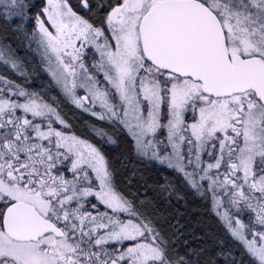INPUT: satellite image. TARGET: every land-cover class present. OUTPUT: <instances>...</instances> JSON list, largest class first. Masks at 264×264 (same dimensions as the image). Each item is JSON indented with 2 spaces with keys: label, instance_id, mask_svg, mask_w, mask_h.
Here are the masks:
<instances>
[{
  "label": "rangeland",
  "instance_id": "374dc122",
  "mask_svg": "<svg viewBox=\"0 0 264 264\" xmlns=\"http://www.w3.org/2000/svg\"><path fill=\"white\" fill-rule=\"evenodd\" d=\"M0 1L12 8H19L24 3V0ZM207 1L211 9L219 12L223 17L225 29L227 28V33L228 30L230 32L228 38L233 42V52L237 53L241 49L245 53L264 55V0ZM136 18L131 19L133 26L130 29L119 33L117 37L115 33L112 34L108 42H101L95 50H92L91 60L114 72V75H109L118 92L109 97L98 96L94 89L90 90L91 96L89 89L84 90L85 93L78 89L74 78L76 76H73L69 67L74 65L71 64L72 59L79 57L61 56L60 52L51 47L46 48L42 41L36 40V48H38L35 51L36 55L38 52L42 61V56L48 54L52 57L48 68L39 67L40 73L46 81H50V76L52 77L45 73L46 70L54 74L57 87H60V91H65L67 101L65 100L64 105L57 99V95L44 96L41 92L42 85L35 84L29 79L30 71L27 68H21L12 60L11 63L8 56L4 55L0 44V72H3L2 75L0 74V146L2 147L0 193L4 192L12 200L34 202L47 212L51 204L47 198L38 194L37 184L35 186L33 182L24 180L20 187L15 188L11 183L12 171L28 170L29 173L35 169L34 165L46 164V161L57 153L56 150H59L64 154V159L69 161L65 168L75 171V174L80 176L70 181L76 192L66 199L72 204L68 205L67 212L77 218L84 217L86 220L84 225L92 223L88 224L90 229L86 230L95 232L100 226H108L110 223L115 225L114 228L104 230L103 235L100 233L102 235L100 238L99 234L98 246L112 242L115 243L113 252H119L121 243H130L127 246L129 264H186L184 259H169L166 254L168 249L162 243L156 242L151 226L145 227V242L136 241L140 232L136 226L137 220L131 219L126 213L128 211L131 214L130 209L135 211V208L128 206L124 211L126 207L124 202L132 203V195L125 191L124 193L117 191L125 199L121 201L111 187L112 177L110 179L105 175L106 166L98 153L100 150L77 136L86 131L82 123L86 121L83 115H87L114 126L113 128L121 130L124 128L133 138L138 157L144 159L148 165L162 166L166 171L175 172L178 177L179 174H183L189 182L197 184L196 188L200 194L201 182L207 181V192L209 191L207 209L215 222L224 227L227 238L236 247L239 244L246 250L249 264H264V223L259 224L251 217L249 221L244 218L243 221L239 219V209L233 204L234 197L223 199V194L220 195V192L230 190L229 185H225L216 174L217 165L212 162L206 163L202 157L204 153L206 155L208 144L212 141L211 136L214 129L216 130L215 124L210 123L209 120L212 119V115H217L215 119L224 122L225 116L218 107L198 105L197 119L190 126H186V110L188 107H196L195 99L199 94V85L193 81H185L182 86L172 85L170 94L166 92L165 98L167 104L171 101L169 107L165 104L158 105L160 102L158 81L145 70L142 71L143 65L140 62L142 58L139 55L135 33ZM33 27L38 34L39 38H37L41 40L43 35L37 16L34 18ZM62 57H66L67 61ZM116 73L120 75L116 76ZM58 104L66 107L61 109ZM95 106L104 108L107 116H103L104 112H98ZM162 106L166 107L167 113L163 114ZM66 113L73 116L78 114L82 117H71L72 119L67 121ZM31 122L37 125L31 126ZM87 130L102 140L103 149L110 147V143L104 139L108 134L103 128L99 129L91 125ZM108 137L115 142L114 138ZM43 146L48 148H42ZM52 148L56 150L49 152ZM7 155L10 158L4 160ZM240 156L242 157V154ZM7 162L12 164V169L3 171L5 168L2 169L1 164ZM58 165L54 164L56 168L59 167ZM61 169L58 168L57 171ZM29 188H33L34 191L29 192ZM49 195H52V192H49ZM1 199L4 198L0 195ZM93 203L100 209L96 207L93 209L89 205ZM80 212H83L82 217L78 216ZM92 213L95 217H91ZM145 215L153 219L151 214ZM73 235H75L74 231ZM58 243L68 250L69 243ZM16 244L0 231V264H12V259L15 261L14 264H45L39 261L43 255L40 253L36 257L33 255V252L38 251L25 249ZM47 244L51 245L53 241H48ZM22 254L25 256V259L21 257L23 262L18 259ZM109 256L123 259L118 257V254ZM47 261L48 264L51 262Z\"/></svg>",
  "mask_w": 264,
  "mask_h": 264
},
{
  "label": "flooded vegetation",
  "instance_id": "af4514ba",
  "mask_svg": "<svg viewBox=\"0 0 264 264\" xmlns=\"http://www.w3.org/2000/svg\"><path fill=\"white\" fill-rule=\"evenodd\" d=\"M156 1L159 0H41L39 7L34 11L33 18L37 16L40 31L42 32L41 35L43 36H41V40H39L37 34L30 38V41H34L33 45L37 44L36 40L42 41L46 48H53L60 52L61 56L70 55L79 57V59H72L71 64L74 65L69 67L73 76H76L74 78L75 82H77L78 89L80 88L82 92L89 89L88 92L90 96L92 95L90 90L94 89L98 96L104 95L109 97L111 94L114 95V93L118 92L110 78V75H114V72L108 70L106 67H102L98 62L91 60L92 50H95V47L101 42H108V38L110 36L112 37V34L115 33L117 37L119 33L130 29L133 26L131 19H135L136 17L135 33L137 47L138 50H140V25L143 18L151 10ZM200 1L207 4L206 0ZM216 14L224 26L223 17L219 13ZM228 46L232 57L254 56V54L245 53L241 49L234 54L232 53L230 42ZM42 58L43 61H37V64L48 68L50 62H52V57L47 54L46 56H42ZM140 58H143L140 61L143 65L142 71L145 70L149 75L154 77L161 88V90L158 88L160 99L158 105L161 106L165 104L169 107L171 101L167 104L165 98L167 94H170L172 85L182 86L185 84L186 79L155 68L144 60L145 57L143 53H141ZM62 59L66 60V57H62ZM64 64L66 67V62H64ZM107 66L109 67V64ZM45 73L49 76L52 75V77L50 76V81L45 80L44 85H49L52 88L55 87L52 92L54 95H57V99L61 100L59 96L66 95L64 93L65 91H60V87H57L54 74L47 70ZM117 75L120 74L116 73V76ZM195 104L197 108L188 107L186 110V126H190L197 119L198 105L201 107H218L222 111V115L225 116L224 122L217 121L215 119L217 115H212V119L209 120L210 123L215 124L216 130L214 129L213 131L211 136L212 141L208 144L206 155L205 153L202 155L206 163L212 162L217 165L216 174L222 179L225 185H229L230 190H224L220 192V195L223 194V199H230V197L233 199L234 197L233 204L239 209L240 220L243 221L242 218H244L249 221V217H251L259 224L264 223V105L252 92L223 99H216L199 93L196 96ZM58 105L61 109L66 107L60 104ZM95 107L98 112H104L103 116H107L104 108ZM194 109L196 110L195 113ZM162 111L163 114L167 113L166 107L163 108L162 106ZM68 115L69 114L66 113L65 119L70 121L72 118ZM83 117L86 118L84 122L88 121L92 125L99 126L98 128H103V131L107 130L108 136L112 137V139L114 138L115 130H119V128H113L114 126L105 123L103 125L101 121L94 117L87 115H83ZM88 127L89 126H86V131L84 133L78 134L77 136L93 148L100 150V152H97L100 154L106 166L105 175L107 178L109 177L111 179L113 171L110 169L109 159L102 151L101 145H98V142H102V140L90 134L87 130ZM111 129L114 132L111 131ZM108 136L104 139L109 142L111 146L114 142H112ZM241 154L242 157L240 156ZM243 160L246 162L245 165ZM68 163L69 161L64 159L62 162L58 161L53 164L40 163L39 167H36L37 169H33V171L29 173L28 170H25V172L12 171L13 179H19V182L15 185L21 186L24 180L33 182V185L37 184L39 187L38 194L47 198L48 202L51 204L48 211L44 212L34 202L29 200L24 201L33 203L45 218L52 221L63 232L62 237L49 234L36 243H17L16 245L25 249L38 251L37 253L33 252V255L35 257L39 255V253L43 255L42 259L39 261L45 264H48L47 260L51 261L49 264H129L127 246L130 245V243H121V250L119 252H113L112 250L115 243L112 244V242H107L102 246H98L97 244L99 234L101 233L103 235L104 230L114 228L115 225L113 223L104 227L100 226L96 228L94 232L86 230L90 229L88 224L92 223L84 225L86 222L84 217L77 218L67 212L68 205L72 204L70 202L68 203L66 199L76 192V189L73 188V184L70 181H73L75 177H80L75 174V171H70L65 168ZM54 164H59L58 168H62L61 171H57L58 168H56ZM179 178L181 184L189 193L198 196L207 204L209 194V191L207 192V181L201 182L202 187L200 194L198 188H196V183L189 182V179L183 174H179ZM111 187L120 197L121 201L125 200L117 190L113 188L112 184ZM28 191L33 192L34 189L29 188ZM49 192H52V195H49ZM124 203L126 206L124 211L128 206L132 209L135 208V211L130 209L131 214L128 211H126V213L130 215L131 219L134 218L137 220L136 226L140 230L136 240L138 243L145 242V227L151 226L154 232L153 236L157 239L156 242L159 244H168V251L166 254L169 255L171 259H184V256L174 254L171 248L170 238L166 235V232L161 231L157 221L144 215L141 204L138 201L134 202L133 200L132 203L128 202L129 205L127 202ZM89 205L93 209L95 207L98 208L95 203ZM78 216L82 217L83 212H80ZM91 217H95V214L92 213ZM131 219H129V221H131ZM89 220L94 221L91 219ZM99 228L102 230H98ZM73 231L75 235H73ZM101 234L99 238L102 236ZM48 241H53V244L48 245ZM58 242L69 243L68 250L62 247ZM237 247L248 260L249 255L246 250L239 244ZM112 254H118V257L120 256L123 259L109 256ZM21 257L25 259V256L22 254L18 258L23 262L24 260ZM14 262L15 261L12 259V264H14ZM186 264L189 263L186 262Z\"/></svg>",
  "mask_w": 264,
  "mask_h": 264
},
{
  "label": "trees",
  "instance_id": "16d2710c",
  "mask_svg": "<svg viewBox=\"0 0 264 264\" xmlns=\"http://www.w3.org/2000/svg\"><path fill=\"white\" fill-rule=\"evenodd\" d=\"M40 3L41 0H24V3L19 8H12L3 3V1H0V44L2 45L4 55L8 56L7 58L11 63L13 61L23 69L24 67L27 68L30 71L29 79L35 82V84L42 85L41 92L44 96H53L52 91L54 88L44 85L45 78L39 70V67L41 69L42 66L37 64V61H41L38 52L37 55L35 53L38 50L36 48L37 45H33V42L30 41V38L37 35L33 27L34 18L32 16ZM11 63H9L10 66H12ZM0 74L2 75L3 72L1 71ZM60 98L64 104L67 96L60 95ZM68 116L74 118L79 115ZM87 122L82 123V125H85V129L86 126L90 127L92 125L90 122ZM35 124L37 125V123L31 122V126ZM43 127H45V124ZM114 139L115 142L107 149H103L101 141L98 142L105 156L109 159L110 169L113 171V188L118 192L124 193L125 191L133 194L132 198L143 205L155 221L165 227L170 233L171 231L175 233L176 245L171 246L175 255L184 256L185 258H183L189 264H218V258L212 252H214L213 248L222 246L223 244L226 253L224 255L226 264H249L245 255L227 238L225 233L226 237H223L226 239L223 241L224 238L217 229L214 223L215 220L207 207L200 201L192 198L189 194L183 195L179 192V185L182 188L184 186L175 172L166 171L162 166L147 165L148 168L139 164L138 159L140 157L136 153L133 138L124 128L123 130H115ZM1 148L0 146V151ZM42 148L48 147L43 146ZM55 150L52 148L49 152ZM56 151L57 153H54L55 155L51 157L52 159H48L46 164H53L59 160H64V154L59 150ZM5 158L9 159L10 156L7 155L3 159L6 160ZM1 166L2 169L3 167L5 168L3 171L9 168L12 169V164L7 165L6 163H2ZM34 167L37 169L36 167H39V165H35ZM17 182H19V179L11 180L12 185H15ZM160 191L165 194L161 195ZM3 193H0L4 198L0 200V231H2L4 210L12 202V199ZM169 196H171L170 200ZM185 240L190 242L191 253L183 255L180 243H183ZM226 241L231 243L234 249L233 247H228L229 245H226ZM218 261H221V259Z\"/></svg>",
  "mask_w": 264,
  "mask_h": 264
},
{
  "label": "water",
  "instance_id": "95a60500",
  "mask_svg": "<svg viewBox=\"0 0 264 264\" xmlns=\"http://www.w3.org/2000/svg\"><path fill=\"white\" fill-rule=\"evenodd\" d=\"M142 50L155 67L201 83L215 98L253 91L264 104V60L231 59L216 15L197 0L156 2L141 25ZM5 232L19 241H36L56 228L30 204L11 205L3 218Z\"/></svg>",
  "mask_w": 264,
  "mask_h": 264
},
{
  "label": "bare ground",
  "instance_id": "6f19581e",
  "mask_svg": "<svg viewBox=\"0 0 264 264\" xmlns=\"http://www.w3.org/2000/svg\"><path fill=\"white\" fill-rule=\"evenodd\" d=\"M1 14V13H0ZM10 46H12L11 44H10ZM138 159V158H137ZM139 161V164H141V165H143L144 167L146 166V167H148L149 165H148V163L147 162H145V161H142V160H140V159H138ZM148 165V166H147ZM149 168V167H148ZM150 170V169H149ZM151 171V170H150ZM180 186V193L181 194H189L192 198H194V199H196V200H198V201H200L202 204H204L206 207H207V205H206V202L204 201V200H202V199H200L198 196H195V195H193V194H191V193H189L188 191H186L184 188H182V186L181 185H179ZM131 194V193H130ZM160 194L161 195H163V194H165V193H163V192H161L160 191ZM132 196H133V194H131ZM171 199V196H169V200ZM133 200H134V198H133ZM134 202H137L136 200H134ZM172 202H173V200L171 201V204H172ZM141 209H142V211L144 212V215L146 214V213H149L147 210H146V208H144V206L143 205H141ZM150 214V213H149ZM146 216V215H145ZM152 218H153V216H152ZM154 219V218H153ZM215 223V225H216V227H217V229L219 230V232L221 233V235H222V237L224 236V237H226L225 236V229H224V227L222 226V225H218L216 222H214ZM158 224V226H159V228L161 229V231L162 232H166V235L170 238V244H171V246H174V245H176V241H175V238H174V236H175V233L174 232H172L171 231V233H170V231H168L165 227H163L162 225H160L159 223H157ZM225 233V234H224ZM223 237V238H224ZM226 238H224L223 239V241L225 240ZM227 242V241H226ZM180 245H181V251L183 252V255H186V254H189V253H191V245H190V242H188V241H183V243H180ZM226 245L228 246V247H233V245L231 244V243H229V242H227L226 243ZM172 249H173V247H172ZM214 249V252H212V254L213 253H215V255H216V257L218 258V260L219 259H221V261H218L217 260V262H218V264H226V259L224 258V255L226 254L225 253V251H224V246H223V244H222V246L220 245V246H216L215 248H213ZM233 249H234V247H233ZM185 258V257H184ZM185 260V259H184Z\"/></svg>",
  "mask_w": 264,
  "mask_h": 264
}]
</instances>
